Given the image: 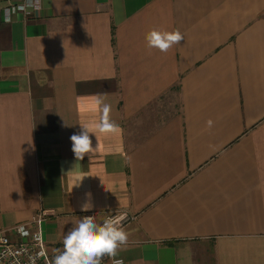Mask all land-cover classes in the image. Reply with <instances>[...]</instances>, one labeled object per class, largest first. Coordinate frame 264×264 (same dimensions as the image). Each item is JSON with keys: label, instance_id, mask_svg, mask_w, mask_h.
I'll use <instances>...</instances> for the list:
<instances>
[{"label": "crops", "instance_id": "1", "mask_svg": "<svg viewBox=\"0 0 264 264\" xmlns=\"http://www.w3.org/2000/svg\"><path fill=\"white\" fill-rule=\"evenodd\" d=\"M40 2L0 11V230L40 215L56 253L72 221L125 211L107 263L264 264V0ZM152 29L184 40L148 49Z\"/></svg>", "mask_w": 264, "mask_h": 264}, {"label": "clouds", "instance_id": "2", "mask_svg": "<svg viewBox=\"0 0 264 264\" xmlns=\"http://www.w3.org/2000/svg\"><path fill=\"white\" fill-rule=\"evenodd\" d=\"M145 40L148 49L167 53L174 45L184 40V35L178 29L174 31L152 29L145 34ZM97 103L102 104L103 115L96 123V128L103 132L112 131L114 125L107 119L110 105L103 103L101 99H98ZM211 125L212 122L209 121L208 126ZM89 133L94 132L90 131L87 125H82L81 132L70 137L72 151L78 160H82L85 154L93 151ZM85 196L87 199L81 205V210L87 212L93 205L91 193H86ZM122 219L123 217L109 218L103 223H97L92 215H85L72 221L71 228L63 237V250H58L53 264H101L104 257L114 256L128 242V233L121 225Z\"/></svg>", "mask_w": 264, "mask_h": 264}, {"label": "built area", "instance_id": "3", "mask_svg": "<svg viewBox=\"0 0 264 264\" xmlns=\"http://www.w3.org/2000/svg\"><path fill=\"white\" fill-rule=\"evenodd\" d=\"M0 11L5 21H10L13 15H35L40 10V0H0ZM122 227L134 219L125 211L114 212L105 216L100 223L109 218H121ZM42 216L37 215L30 222H19L10 228L0 230V264H53L58 252H50L41 230ZM62 251V250H61ZM108 256L101 264H120V259L107 263Z\"/></svg>", "mask_w": 264, "mask_h": 264}, {"label": "rangeland", "instance_id": "4", "mask_svg": "<svg viewBox=\"0 0 264 264\" xmlns=\"http://www.w3.org/2000/svg\"><path fill=\"white\" fill-rule=\"evenodd\" d=\"M0 5H2V2L0 1Z\"/></svg>", "mask_w": 264, "mask_h": 264}]
</instances>
